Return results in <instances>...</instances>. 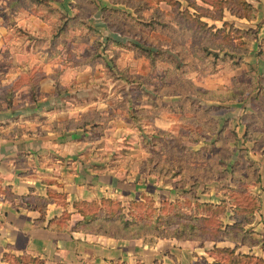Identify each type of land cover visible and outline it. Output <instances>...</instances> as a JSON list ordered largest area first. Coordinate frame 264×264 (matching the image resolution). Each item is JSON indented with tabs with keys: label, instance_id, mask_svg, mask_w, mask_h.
Returning <instances> with one entry per match:
<instances>
[{
	"label": "rangeland",
	"instance_id": "rangeland-1",
	"mask_svg": "<svg viewBox=\"0 0 264 264\" xmlns=\"http://www.w3.org/2000/svg\"><path fill=\"white\" fill-rule=\"evenodd\" d=\"M178 1L0 0V76L13 77V87L29 84L33 94H56L64 107L85 104L78 121L89 124L86 137L98 142L83 151L99 157L101 167L140 183L149 177L159 189L170 190L163 181L182 187L178 195L160 190L123 205L128 217L169 222L161 226L168 231L193 220L197 209L211 213L196 204L207 197L203 192L257 207L251 188L260 175L257 160L234 142L227 115L234 106L249 101L255 109L249 136L264 152V19L223 6L221 19L200 16L202 25L193 20L195 9ZM196 1L201 13L219 15V6ZM242 1L226 4L244 12ZM245 1L256 12L260 0ZM120 206L104 199L90 210ZM210 221L216 223L213 215ZM205 251L194 264H264L262 256Z\"/></svg>",
	"mask_w": 264,
	"mask_h": 264
},
{
	"label": "crops",
	"instance_id": "crops-1",
	"mask_svg": "<svg viewBox=\"0 0 264 264\" xmlns=\"http://www.w3.org/2000/svg\"><path fill=\"white\" fill-rule=\"evenodd\" d=\"M255 7V20L264 19V0ZM12 78L0 76V264H105L110 260L194 264L197 254H207L205 249L214 246L264 258L262 242L249 245L218 239L201 243L173 235L123 237L84 228L83 220L89 213L102 216L105 207L93 211L90 206L104 199H115L123 207L144 193L154 195L163 190L168 196L174 190L178 195L183 188L163 181L170 190L159 189L160 183L149 177L140 183L132 174L101 167L99 157L83 151L98 142L86 137L89 124L78 121L85 104L61 106L55 103L56 94H33L26 83L13 87ZM248 102L240 99L235 104L242 105L234 106L227 115L237 134L234 142L245 148V156L257 160L260 174L257 183L251 184L259 198L253 219H239L244 228L259 232L264 241V152H259L262 145L257 139L249 136L254 125L248 116L256 111ZM204 194L203 201L223 199L213 191Z\"/></svg>",
	"mask_w": 264,
	"mask_h": 264
},
{
	"label": "trees",
	"instance_id": "trees-1",
	"mask_svg": "<svg viewBox=\"0 0 264 264\" xmlns=\"http://www.w3.org/2000/svg\"><path fill=\"white\" fill-rule=\"evenodd\" d=\"M187 2V6H191L195 9L193 13V20H196L198 23L202 25H206L205 21L200 20V16H207L212 19H221L223 6H227V9L230 10V13L236 14L240 17H245L251 19L255 10L250 2L243 0L240 4L244 7V12H238L232 10L231 5L226 4L227 0H202L210 4L211 6L220 7L219 15H213L209 9H206V12L201 13L200 9L203 7L197 3L196 0H185ZM170 2V1H169ZM178 5L181 4L180 1L175 0ZM171 3V2H170ZM186 12L188 8H185ZM250 10L252 13H249ZM212 26V25H211ZM213 27V26H212ZM171 170V169H170ZM258 172V171H257ZM259 174V173H258ZM241 179V178H240ZM260 176L257 175L255 180H259ZM242 181H247L248 179H241ZM185 179L182 180L184 182ZM201 181L200 178L196 179L194 183V187H197L198 182ZM259 202V198L256 197ZM230 201H226L225 198L221 199L218 203L204 201L197 202L198 206H202L206 209H211V213L206 214L198 209L194 212V219L186 222H179L178 227L173 231H168L163 229L161 226L163 224H168L169 222L162 223L160 217H156L154 219L148 218H138L134 215L129 214V217L124 212V208L120 206L118 209H103L104 213L102 216L97 215L96 212H91L87 216L84 217L83 224H85L84 228L89 230H93L95 232H103L112 234L114 236H123V237H138L141 235H173L176 238L181 239H198L201 243L205 240H232V241H242L249 245L256 244L262 242L264 244L263 239L260 236V233L251 229H246L242 226L241 220L239 219V213H242V221H250L253 219V211L255 209H249L245 207V205H241L239 203H230ZM258 206V205H257ZM230 212V214H229ZM214 216L216 219V223H212L210 221V217ZM160 216H164L160 214ZM226 218H234L235 221L229 223L225 221ZM264 223V217H263ZM216 250H225L228 251L231 256L234 254L235 248H229L227 246H223L221 249L219 247L214 246ZM240 256L253 257L252 255L245 253H237ZM236 256V255H235ZM233 257L231 261L235 259ZM36 260V259H34ZM208 262V261H207ZM213 263L219 264V261H214ZM38 264H43L42 261H38ZM105 264H126L124 261L119 260H110ZM143 264V263H142Z\"/></svg>",
	"mask_w": 264,
	"mask_h": 264
}]
</instances>
